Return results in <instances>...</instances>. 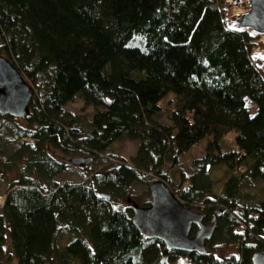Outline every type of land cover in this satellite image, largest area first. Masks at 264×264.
Wrapping results in <instances>:
<instances>
[{"label": "trees", "instance_id": "1", "mask_svg": "<svg viewBox=\"0 0 264 264\" xmlns=\"http://www.w3.org/2000/svg\"><path fill=\"white\" fill-rule=\"evenodd\" d=\"M228 18L225 0H0V55L32 95L23 119L0 116L13 125L0 131V145H12L0 147V178L14 175L0 208L1 260L253 264L264 199L253 205L240 187L264 185V69L256 38ZM76 100L83 114L64 110ZM120 139L138 144L130 163L108 152ZM87 157L103 167L56 182L70 159ZM217 168L229 178L215 196ZM157 181L215 220L205 255L170 251L132 225V188ZM232 245L236 253H215Z\"/></svg>", "mask_w": 264, "mask_h": 264}, {"label": "water", "instance_id": "2", "mask_svg": "<svg viewBox=\"0 0 264 264\" xmlns=\"http://www.w3.org/2000/svg\"><path fill=\"white\" fill-rule=\"evenodd\" d=\"M229 4L239 11L228 19L230 29L264 38V0H229ZM253 57L264 69V53L253 52ZM31 96L29 86L17 69L0 55V116L23 119L28 113ZM91 162V157L69 160L77 167H86ZM148 191L150 201L144 207L126 200L131 205L132 225L139 234L161 242L170 251L205 255V244L213 236L215 220L208 226L201 214L191 212L161 181L153 182ZM194 226L198 229L193 236ZM252 263L264 264V251L257 253Z\"/></svg>", "mask_w": 264, "mask_h": 264}, {"label": "rangeland", "instance_id": "3", "mask_svg": "<svg viewBox=\"0 0 264 264\" xmlns=\"http://www.w3.org/2000/svg\"><path fill=\"white\" fill-rule=\"evenodd\" d=\"M227 5H228V16L229 18L233 15L238 14V10L236 8H233L230 6L229 4V0H225ZM228 18V19H229ZM227 24H228V20H227ZM256 38V49L254 52L258 51V52H262L264 53V42H263V38ZM82 103L79 100H76V102L74 104H68L65 106L64 110L72 115H77V114H83L81 112L82 110ZM249 110L250 112L254 111V108L249 105ZM87 115L91 114V109H87L85 112ZM6 117V116H3ZM16 120H20V119H16ZM163 120V118L161 119ZM13 125L7 121V120H1L0 121V131L2 129H9L10 127H12ZM232 137H227V140L230 144H232L231 142ZM2 145H0V147H2L3 149H11L12 145H9L7 143H1ZM137 142H132V141H128L126 139H120L118 141H115L113 144L110 145L108 152L111 153L114 156H117V158H122L124 159L127 163H130L131 158H133L135 156L136 150H137ZM203 155L202 153V146H198L195 147L193 149H191L184 157H183V161H184V169L185 170H189L190 169V164L192 163V159H196V158H200ZM103 167L102 163L100 161H97L95 163H92L90 166L87 165L85 169L80 168V167H75L73 165L69 164V167L67 168V170L62 173L61 175H59L56 178V182L59 183H65V182H70L73 184H78L81 182H85L87 179L90 178L86 177V174L89 173L90 171L92 172H98L101 168ZM189 173V172H188ZM176 174H173V176H175ZM3 178V179H2ZM0 178V208L3 206L4 201H5V192H6V187L8 186V184L14 180V175H8L7 177H2ZM229 175L228 173H226V171L223 168H217V169H212L209 172V180L212 184V194L215 196H218L222 190L223 185L225 184V182L228 180ZM150 181V180H148ZM241 192H243L245 194L248 193L249 195H253L254 197V203L253 205L257 204L258 202H260L261 200L264 199V185L260 182H256L255 184H246L245 181L241 184ZM135 201L139 207H144L148 204L149 200H150V196H149V191H148V186L146 185H136L135 187L132 188V193L130 195V197H128L127 199H130ZM126 199V200H127ZM147 203V204H146ZM120 205H122V200L119 202ZM146 204V205H145ZM193 213H199L195 210H190ZM201 213V212H200ZM64 243V241H63ZM62 244V243H60ZM224 251V252H223ZM218 256H225V255H230L232 253H236V249L235 246H229L226 249H220L218 248L215 252ZM0 264H8L6 263L5 259L1 260L0 258ZM13 264V263H11ZM174 264H190V262L188 261V259L184 258V257H178L176 258V261Z\"/></svg>", "mask_w": 264, "mask_h": 264}, {"label": "flooded vegetation", "instance_id": "4", "mask_svg": "<svg viewBox=\"0 0 264 264\" xmlns=\"http://www.w3.org/2000/svg\"><path fill=\"white\" fill-rule=\"evenodd\" d=\"M212 223H213V222H212ZM212 223H211V224H207V225L210 226V225H212ZM193 228L195 229V233L193 234V236H194V235L196 234L198 228H197L196 226H194ZM215 229H216V227H215ZM215 229H214V232H215ZM213 234H214V233H213Z\"/></svg>", "mask_w": 264, "mask_h": 264}, {"label": "bare ground", "instance_id": "5", "mask_svg": "<svg viewBox=\"0 0 264 264\" xmlns=\"http://www.w3.org/2000/svg\"><path fill=\"white\" fill-rule=\"evenodd\" d=\"M263 40V42H264V38L262 39ZM152 183H150L149 185H148V190H149V186L151 185ZM150 201V200H149Z\"/></svg>", "mask_w": 264, "mask_h": 264}]
</instances>
